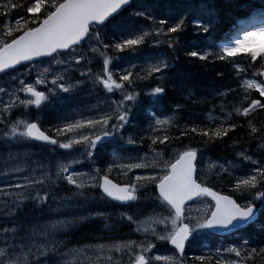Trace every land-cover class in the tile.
Returning <instances> with one entry per match:
<instances>
[{
    "label": "snow or ice",
    "instance_id": "1",
    "mask_svg": "<svg viewBox=\"0 0 264 264\" xmlns=\"http://www.w3.org/2000/svg\"><path fill=\"white\" fill-rule=\"evenodd\" d=\"M222 2L224 15L231 13L224 42L201 46L182 35L189 23L210 33L224 18L218 0H0V78H10V87H0V151L27 165L2 173L0 264H264V43L256 44L264 0ZM236 12L246 13L244 23ZM144 46L160 51L123 66V54ZM181 54L185 64L234 69L237 87L208 89L220 103L205 123H178L187 102H204L179 68ZM85 89L97 100L92 115H64L48 127L32 118L33 108ZM144 98L149 119L140 127ZM13 145L38 147L35 166ZM216 146L235 158L209 165L204 176L205 149ZM125 225L127 238L112 235ZM249 227L259 229L258 241L243 235ZM96 232L109 242H98ZM222 235L239 239L188 255L194 243ZM160 245L171 255L154 253Z\"/></svg>",
    "mask_w": 264,
    "mask_h": 264
},
{
    "label": "trees",
    "instance_id": "2",
    "mask_svg": "<svg viewBox=\"0 0 264 264\" xmlns=\"http://www.w3.org/2000/svg\"><path fill=\"white\" fill-rule=\"evenodd\" d=\"M150 2L154 3V4L159 3V4L163 5V4L170 3V0H150ZM218 2H219V6L222 9V15H224V13H223V2H222V0H218ZM250 2H251V0H250ZM162 12H164V11H158L157 15L162 13ZM242 13L243 12H236L235 15L240 17ZM159 16H163V15L160 14ZM230 16H231V13L224 15V18L217 23V25L210 31V33H208V34L201 33V34H196L193 37H190L187 40L188 41L187 44L203 46V45H207V44H211V43L215 42L218 45V41L224 39L223 35L229 30V26L231 23ZM144 23H147V22H144ZM191 29H192V31H194L192 25H191ZM224 30H227V31L225 33H223ZM218 35H219V38H218ZM262 43H264V38H261L259 41L256 40L257 46L261 45ZM151 50L160 51L159 49H152V48H148L147 46H144L140 50V52L136 55H145V54H148L149 51L151 52ZM152 52H155V51H152ZM123 55L125 56V60H127V61H131L134 58V55H129V54H123ZM236 59L240 61L241 66H245L247 63L246 60L243 58V54L238 56ZM179 68L191 78L189 83L199 86V87H197V92L201 95L202 99L204 100L203 103H197L195 105H193L191 102H187V106L184 110H182V116L178 120V123L181 125L184 124L185 121L190 117L195 118L200 123L206 122L205 117L212 110V105L220 103V98L217 96H214L210 91H208V89L213 88L218 84H230L234 88L237 87V80H236V77L234 75V69L230 65L221 64V63L217 62L215 65L201 66V62H199V61H194L191 64H185L184 63V57L181 54V61L179 64ZM217 69H221L225 72L224 78L221 79V78L215 77V72ZM252 95L254 97H258V93H253ZM172 96L176 97L181 103H185V101L183 100V97L178 96L177 93H172ZM76 99H74L72 102H68L65 104V111H58L56 109V108H58L57 102L55 101V99H53L51 104H49V105L46 104L45 106H42V109H40V110L33 108L31 110L32 118L33 119L39 118L45 127H48L50 124L62 122L61 120H59V117L72 114V112L75 110L73 107V103L75 106L76 105L75 104ZM234 99H236V97H234L233 95L230 94L228 97V100L231 102ZM83 101L86 102V99L84 98ZM90 106L91 105H89L87 108H88L89 114L91 115L92 112L89 111ZM66 107H69V109L66 110ZM78 107L79 106L77 104V109L79 110ZM143 108H144L143 111H140V110L137 111V120L135 121V123L139 124L140 127H147V121L149 119L148 114H147L148 110H149V103L147 101V98H144V100H143ZM43 111H49L50 117L46 116L47 114L45 115L43 113ZM169 113H171V112L168 111L167 114H169ZM214 114L217 116H221V117L223 115L222 113H220L219 109H217ZM129 130L133 131V129H129ZM187 142L188 141L186 140L185 143H187ZM13 146H12V148H13ZM146 147H147V142L145 144V149H146ZM24 148L25 149L20 151V152L29 153L30 154V160H31L30 162L35 161V160L40 158L38 155L40 149L38 147H26V146H24ZM0 153H3V152L0 151ZM105 156H108L107 149L105 150ZM0 158H2V157L0 156ZM234 158L235 157L233 155V152L229 148H220V147L216 146L213 148L205 149V155L203 156V159L200 162L201 174L204 176L209 175V172H208L209 166L205 167V163L207 160L211 161V162H215V161L227 162L229 159H234ZM21 162H23L24 165H26L24 158H23V160H21ZM31 166H35V165H31ZM217 170L218 169H214V171H217ZM112 178L114 181H122L123 180V177L117 176L115 173L113 174ZM212 179L214 180L215 177L213 176ZM217 186L219 187L220 185H217ZM223 190L225 193H227V181L225 182ZM148 210L149 209H145L144 211L146 212ZM132 211L136 212L137 210L135 208H133ZM261 219L264 220V217H262ZM112 220L115 221V217H113ZM85 231H87V230H85ZM244 232H245L246 236H248L249 238H251L253 240V242L258 241L259 238L261 237V233H260L259 229L254 228L252 233H248L246 230ZM130 233H131V229L127 225H125L120 230L119 233L112 234V235L127 238ZM95 234L97 236L102 237V239L98 242H104V243L109 242V240L107 239V236L109 235L108 233L96 232ZM80 235H82V233L76 234V236H80ZM132 235H133V238H142V237H137L135 234H132ZM208 239L210 242H212L211 237H208ZM234 242H237V241H234ZM163 249H165V250L167 249L169 251V247L165 246V245H160L158 247V249H154V250H163ZM187 252H188V255H192L191 254L192 251H190V247L187 249Z\"/></svg>",
    "mask_w": 264,
    "mask_h": 264
},
{
    "label": "rangeland",
    "instance_id": "3",
    "mask_svg": "<svg viewBox=\"0 0 264 264\" xmlns=\"http://www.w3.org/2000/svg\"><path fill=\"white\" fill-rule=\"evenodd\" d=\"M147 55V54H146ZM145 55H142V56H138L137 58L136 57H134L133 58V62L134 63H137V64H139V63H141L142 62V58L144 57ZM76 76H78L79 74L78 73H76L75 74ZM34 78H35V75L33 74V76L31 77V79H33L34 80ZM9 79L10 78H8V77H3V78H1L0 79V87H10V83H9ZM42 87V86H41ZM84 94L83 95H80L79 96V98H77L76 99V102H75V104H76V106H77V104H78V108H79V110H80V112L81 113H83V115L84 114H87L88 113V108L86 107V106H88V105H94V104H96L97 103V100H96V98L95 97H92L89 101H87L88 103L89 102H91L90 104H86L84 101H83V99L85 98L86 100L88 99V96H86V94H88V92H87V90L85 89L84 91ZM73 107H74V103H73ZM58 111H65V105H60V106H58V108H56ZM67 109H69V107H66V110ZM43 113L46 115V116H49L50 117V112L49 111H43ZM17 151H19L20 152V150H18V149H15V150H13V153H15V152H17ZM0 156L3 158V157H5V158H7L8 160H9V158H8V154L6 153V154H2V153H0ZM21 160H23V158L22 159H19V160H11V163H12V165H16V164H19L20 166H27V165H24V163L23 162H21ZM206 160V159H205ZM31 160H30V154L28 155V157H27V162H28V165H31V162H30ZM212 162L211 161H206V163H205V167L206 166H209L210 164H211ZM3 173V172H2ZM19 177H14V179H18ZM0 187H4V184L3 183H1L0 184ZM212 250H216V249H214V248H211ZM159 254H164V255H171V252H168V251H166V250H161V252H158ZM225 257L227 258V254H225Z\"/></svg>",
    "mask_w": 264,
    "mask_h": 264
},
{
    "label": "bare ground",
    "instance_id": "4",
    "mask_svg": "<svg viewBox=\"0 0 264 264\" xmlns=\"http://www.w3.org/2000/svg\"><path fill=\"white\" fill-rule=\"evenodd\" d=\"M170 2H172V0H170ZM187 2L189 3H196V0H187ZM251 2H258V0H251ZM162 14L163 16L167 15V11L165 10L164 12L160 13ZM158 14V15H160ZM197 33L195 31H192L191 29V23H189V26L187 28V31L182 35V40L187 43L188 39L190 37H193L195 36ZM218 38H219V35H218ZM4 169H8V166L3 162V158H0V172L3 171ZM254 230L253 227H250L247 232L248 233H252ZM243 235H245V232H243ZM212 242L209 241L208 238H206L205 240L203 241H200V242H197V243H194L193 245L190 246V251H192V255L193 254H202V253H205L207 252L209 249L211 248H214V249H217V248H220L221 246H224V247H227L230 242V240L228 238H225L221 241V245H218V243L212 238L211 239ZM212 250V249H211ZM213 253H215V250H212ZM223 258H226V257H223Z\"/></svg>",
    "mask_w": 264,
    "mask_h": 264
}]
</instances>
